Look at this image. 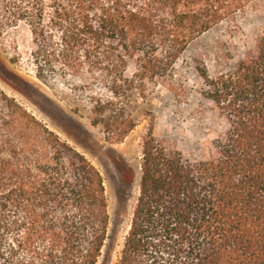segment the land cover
I'll list each match as a JSON object with an SVG mask.
<instances>
[{
	"label": "trees",
	"instance_id": "trees-1",
	"mask_svg": "<svg viewBox=\"0 0 264 264\" xmlns=\"http://www.w3.org/2000/svg\"><path fill=\"white\" fill-rule=\"evenodd\" d=\"M247 4L0 0V35L20 23L29 27L39 79L88 76L123 97L143 93L146 80L172 76L196 41ZM197 72L204 98L229 129L201 161L169 151L150 130L117 264H264V38L233 67L212 75L199 65ZM2 100L0 264H98L110 225L102 173L14 99ZM113 111L97 100L92 125L125 139L137 124Z\"/></svg>",
	"mask_w": 264,
	"mask_h": 264
},
{
	"label": "rangeland",
	"instance_id": "rangeland-1",
	"mask_svg": "<svg viewBox=\"0 0 264 264\" xmlns=\"http://www.w3.org/2000/svg\"><path fill=\"white\" fill-rule=\"evenodd\" d=\"M246 1L245 10L235 19L188 49L172 76L146 80L143 93L136 90L123 97L112 96L88 76L39 79L31 56L29 27L20 23L5 28L0 35V117L7 114L2 100L6 95L84 154L102 173L110 225L98 264H117L120 259L140 195L144 142L150 130L169 151L201 161L210 157L215 141L229 129L215 104L204 98L207 87L197 68L203 65L212 75L227 70L264 38V0ZM127 77L134 78L133 66ZM97 100L112 103L114 111L109 114L121 120L134 119L136 128L119 139V133L94 127Z\"/></svg>",
	"mask_w": 264,
	"mask_h": 264
},
{
	"label": "bare ground",
	"instance_id": "bare-ground-1",
	"mask_svg": "<svg viewBox=\"0 0 264 264\" xmlns=\"http://www.w3.org/2000/svg\"><path fill=\"white\" fill-rule=\"evenodd\" d=\"M97 136V135H96ZM124 153H125V151H124ZM127 153V152H126ZM124 156V155H123ZM128 160V159H127ZM132 166V165H131ZM116 176V175H115ZM119 178V177H118ZM137 187V186H136ZM132 190V189H131ZM136 190V189H135ZM132 192V191H131ZM133 192H135V191H133ZM133 194V193H132ZM134 195V194H133Z\"/></svg>",
	"mask_w": 264,
	"mask_h": 264
}]
</instances>
